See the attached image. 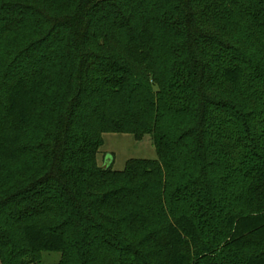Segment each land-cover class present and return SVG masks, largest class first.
Masks as SVG:
<instances>
[{"label": "trees", "instance_id": "obj_1", "mask_svg": "<svg viewBox=\"0 0 264 264\" xmlns=\"http://www.w3.org/2000/svg\"><path fill=\"white\" fill-rule=\"evenodd\" d=\"M213 1L79 0L56 18L44 39L51 31L60 33L50 44L55 46L64 36L73 50L74 68L67 90L55 92L44 104L47 122L38 126L32 142L26 132L39 121L47 67L34 61L20 64L23 69L0 99V161L36 150L47 163L28 196L19 198L9 189L0 194V264H38L43 252L60 253L56 264H133L138 250L117 239L110 218L129 207L140 209L135 198L146 186L153 188L160 209L170 211L161 229L149 232L161 250L160 264H189L186 248L195 264H264V99L257 104L261 109L238 111L220 101L203 59L196 54L193 60L177 59L187 51L201 56L213 47L219 81L237 85L244 76L241 63L256 67L258 62L249 57L242 61L241 48L227 39L235 28L228 29L222 20L243 26L264 45V0H216L220 35L205 29L214 18L209 9ZM157 29L175 37L164 45L176 58L174 67L162 70L170 82L160 77L153 91L135 67L121 63L105 47L110 38L123 37L132 63H144ZM44 39L47 66L54 56ZM253 81L264 96V68L259 65ZM104 133L136 139L149 134L157 159H130L121 171L112 169V161L106 168L98 166ZM220 140L225 155L222 188L220 177L217 185L179 181L192 157L189 152L195 149L205 159L210 146L220 150ZM131 214L116 220L130 224ZM204 231L216 234L218 241L203 242ZM248 246L258 250L246 254Z\"/></svg>", "mask_w": 264, "mask_h": 264}, {"label": "rangeland", "instance_id": "obj_2", "mask_svg": "<svg viewBox=\"0 0 264 264\" xmlns=\"http://www.w3.org/2000/svg\"><path fill=\"white\" fill-rule=\"evenodd\" d=\"M78 1L0 0V99L2 100L1 96L4 94V89L16 77L20 68L23 69V67H20V64L27 66L28 61H34L38 66L47 67V71L49 72V81L45 86L41 105L38 107L39 121L36 126H31L27 129L26 136L28 140L32 139L35 134H39V125H45V122H47V112H45L44 104L49 101L50 96L55 92L60 93L64 89L67 90L69 87L71 70L74 68L70 67L72 65L71 62L74 60L73 50L64 43V36L55 46L50 45L52 42L55 43L58 37H61L60 33L54 34L51 31L47 40L44 37L53 28V22H57L56 18L68 11L70 7L71 9L75 7ZM215 1H213V6L209 8L211 10L210 14L214 15V18L209 19L207 24H205V29L212 34H217L219 32L218 28H220V6L218 7ZM225 20L223 19L222 21L228 29L235 28L229 31L228 34L231 38L227 39L233 41L234 44L241 48L244 55L242 61L245 62L249 57L250 61L258 62L259 69H263L264 45L260 43L261 41L248 29L245 30L243 26L237 27L235 24ZM165 33L157 29L155 38L149 47V57L144 63H132V59L126 49L127 40H124L123 37L110 38L107 41L109 46H106L105 49L111 55L120 57L121 63H128L130 67H135V71L140 78H144L152 90L156 91L157 81L162 79L160 77H163L164 82H170V78L166 79V75L163 74L164 72L162 70L174 67L176 58L168 52V45H164L171 40L174 41L175 37L171 35L165 36ZM42 39H44V42H48V48H52L54 56L53 62L47 66L43 59L48 51L41 50ZM33 45L32 50L30 48ZM213 50V47H207L202 51L201 56L195 51L190 53L192 54L190 55L187 51L184 53V57H182V53L177 56V59H184L190 56L193 60L195 58L193 54H196L198 58L200 57V61L203 59L205 67L211 69L209 83L213 84L220 91V101L222 103H230L238 111L263 108V106H257V104L261 99H264V96L261 94L262 92L258 91V87L256 86L257 82L253 81L258 65L255 67L249 65V63H241V68L244 72L241 81L237 85H225L219 81V67L215 63L217 58L212 57L211 54ZM98 53L102 54L104 52L99 51ZM152 68H155L156 71L152 70ZM150 71H154V73L151 74ZM260 97L262 98L260 99ZM102 138L103 144L97 155L98 166H104L112 161V169L121 171L130 159H157L153 141L149 134L144 135L140 139H136L132 134L104 133ZM30 142L32 141L30 140ZM37 142L33 141V143ZM223 147L224 143L221 140L219 151L210 146L207 157H204L205 159H200L197 155L198 151L196 152L195 149L191 150L189 153L192 159L190 158L186 162L185 167H182V171L179 174V181L184 178H190L198 180L199 182L204 180L208 184L214 183L217 185L220 177V187L222 188L221 185L223 184L225 168L223 164L225 159ZM36 153L37 151L35 150L32 154L28 152L26 155H22L18 160L0 161V194H4L8 189L11 192H18L19 198L28 196L31 193L27 190L37 186L38 184L36 183L39 181L37 178L43 176L44 171L47 170V163L45 165L39 154L37 155ZM204 166H206V170L202 171ZM135 200H137L140 209L133 210V207H129V210L124 211L122 214L120 212L111 214L112 217L110 219L113 222V229L118 234V240L128 241L130 245H134L138 250L139 255L137 254V256L139 257L132 262L133 264H160L162 258L161 250H159L155 242L153 243L154 237L149 232H157L159 228L161 229L168 220L170 211L166 209L162 211L160 209L158 206L159 200L156 199L153 188L148 186L143 187L141 193ZM244 203L241 202V205L243 206ZM232 204L230 202V205ZM221 206L222 203L220 202ZM245 209L248 210L249 208L247 207ZM255 210L257 211L258 209L252 211ZM131 212H134L133 215L131 214L133 221L131 220L130 224H128V221L126 223H120L122 220L121 216L125 217ZM118 218H121V220H116ZM1 224L2 218L0 217V227ZM216 236L214 233L208 234L207 231H204L200 238L205 243H212V241L216 243L218 241L215 240L217 238ZM221 247L222 245L220 244L219 249ZM257 250V246H248L244 252L249 254ZM186 252L189 253V264H195L191 254L192 252L188 248H186ZM38 257L40 259L38 264H56L61 258V254L43 252ZM31 258V256H25L26 260H30ZM105 258L106 260H102L103 263H106L110 259V256Z\"/></svg>", "mask_w": 264, "mask_h": 264}, {"label": "water", "instance_id": "obj_3", "mask_svg": "<svg viewBox=\"0 0 264 264\" xmlns=\"http://www.w3.org/2000/svg\"><path fill=\"white\" fill-rule=\"evenodd\" d=\"M110 163H108V164H105L104 166H102L103 168H106L107 167V165H109Z\"/></svg>", "mask_w": 264, "mask_h": 264}]
</instances>
